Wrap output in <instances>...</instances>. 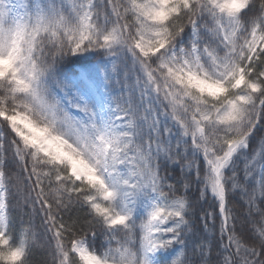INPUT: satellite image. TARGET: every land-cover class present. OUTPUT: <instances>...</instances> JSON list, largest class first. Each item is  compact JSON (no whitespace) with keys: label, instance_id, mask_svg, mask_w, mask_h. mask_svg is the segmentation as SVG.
Instances as JSON below:
<instances>
[{"label":"snow or ice","instance_id":"6c2138e0","mask_svg":"<svg viewBox=\"0 0 264 264\" xmlns=\"http://www.w3.org/2000/svg\"><path fill=\"white\" fill-rule=\"evenodd\" d=\"M0 264H264V0H0Z\"/></svg>","mask_w":264,"mask_h":264},{"label":"trees","instance_id":"16d2710c","mask_svg":"<svg viewBox=\"0 0 264 264\" xmlns=\"http://www.w3.org/2000/svg\"><path fill=\"white\" fill-rule=\"evenodd\" d=\"M241 167H242V163H241ZM211 198L209 197V200H210ZM205 207H207V205H205ZM23 219L24 220H27V217H23ZM39 217H36L35 218V220H34V224L36 225V230L37 231H40L41 229L39 228ZM218 225H219V221H217V227H218ZM15 227H16V229L18 230L19 229V227H20V219L19 218H17L16 220H15ZM103 241V237L101 236L100 238H99V241H98V243H100V242H102Z\"/></svg>","mask_w":264,"mask_h":264}]
</instances>
